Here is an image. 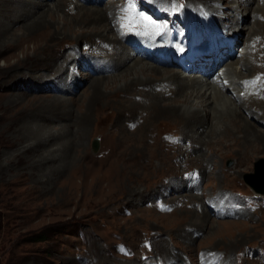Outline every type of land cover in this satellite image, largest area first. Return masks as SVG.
Here are the masks:
<instances>
[{
  "label": "rangeland",
  "instance_id": "374dc122",
  "mask_svg": "<svg viewBox=\"0 0 264 264\" xmlns=\"http://www.w3.org/2000/svg\"><path fill=\"white\" fill-rule=\"evenodd\" d=\"M148 1L182 9L183 19L190 6L202 18H208L203 10L220 6L232 16L238 6V0ZM122 3L145 17L140 0H0V264H264V194L245 179L264 159V137L253 134L263 128L248 135L222 127L209 142L211 121L205 129L204 115L187 122L185 107L198 97L181 112L184 100L173 99L167 83L153 86L165 98L149 99L148 86H126L134 71L112 72L122 61L119 55L112 62L119 48L112 26ZM262 3L255 0L252 10ZM258 15L244 14V28L257 29ZM144 19L152 31H141H161ZM105 24L110 28L101 36ZM238 58L212 69L222 73ZM260 63L246 73L248 81L264 80ZM159 65L205 78L194 66ZM99 81L106 85L94 102ZM236 119L247 120L240 113L228 124ZM197 129L204 130L202 147L192 136ZM259 169L261 176L264 165ZM238 206L244 208L234 216L215 210ZM42 233L44 242L28 241Z\"/></svg>",
  "mask_w": 264,
  "mask_h": 264
},
{
  "label": "bare ground",
  "instance_id": "6f19581e",
  "mask_svg": "<svg viewBox=\"0 0 264 264\" xmlns=\"http://www.w3.org/2000/svg\"><path fill=\"white\" fill-rule=\"evenodd\" d=\"M213 1H216L218 3V0H213ZM248 1L249 0L247 1L238 0L237 1L238 6L234 8L233 7L230 8V11L233 12L232 16L227 14L225 10L224 12H222L221 6L218 9L214 8L209 10H203V12H205L208 15V18H202L201 15H199L200 14L199 11L196 8L194 9L192 6L187 8L185 15H187V17L193 16L197 21H200L195 24V28L201 29L204 22L216 24L222 29L223 38L228 37L229 39V37H231L235 39L234 48L237 44H240V42L244 40L243 39L244 36L246 37L244 42V47H242V51H241V53H243L241 59L238 58L241 55L240 53L237 52L236 53L237 55H235L234 48L233 50L228 48L222 50V51H226L223 52V54L225 53V57L224 56L219 57V64H221L223 60L232 61L233 58L235 57L238 58L237 61L229 62L228 64H226L222 73L220 72L217 74L214 72L212 66L215 64L216 61L212 60L211 57H207L209 58L208 60L209 62L202 61L203 59L200 58L199 60L193 63L187 64V66H194V68L204 71L205 78L203 76H202L203 78H201L200 74H198L197 76L188 75L183 71L180 73L170 70L162 71L161 68L159 69V67H161V65L159 64L161 63L157 61H153V63H149V62L144 63L145 60H149V58L144 56H143L144 59L138 58L137 56L140 54H139L138 44H136V42L134 41V39L136 38H131V37L139 36L140 29L141 28L148 29V25L144 19L145 17L141 13L136 11V7H132V6L129 7L125 3H122V7L117 8L119 10L120 19L118 20L117 18V20L113 23L112 26V30L115 29L117 31L118 33L117 36L119 38V39H115L116 40L115 42H117V46H119V48L116 49L114 54L112 55V62L115 63V59L119 55L122 56L121 59L122 61L120 62V64H117V66L112 68V72L114 71L120 72L123 69L133 70L135 73V77L131 79L129 82H127L126 86L130 87L140 84L141 86L150 87L152 91L144 93L145 96L150 97L149 99H151V97L152 98L156 97L154 95L165 98V96L156 94L155 91H153V86H155L154 84L155 82L169 84L170 86H172L171 88L172 90L169 92L172 94L173 99H176L177 96H181V98H183L184 100L181 103L182 107L178 108L179 111L181 112L184 109L183 108L184 105L189 103V101L193 97L196 98L198 97L199 102L197 105L191 106L189 109L188 107H185V112L188 113L187 122H190L191 120L197 119L201 115H204L205 123L202 124V126L203 129H205L206 127H208V123L211 121V126L208 129L209 131L205 130L207 131L206 137L209 138V142L211 141L210 138H212L213 136L217 137L218 134H219L218 136L222 135L221 133L222 127H227V130H232V132L236 133L238 130H244L245 132H247L249 131L248 129L251 128L253 129L254 126L255 127L259 126L260 128L262 127L263 129L261 128L262 130L258 131V129L254 128L255 131H253V134L254 133L258 134L261 138L262 136L264 137V126H261L260 123H258L260 122V120H262L263 118L262 116H264V106H262L264 105V96H263L264 80L262 78L259 81L255 82V78L257 76H253V78L248 81L247 80L248 76L246 75V73L251 72L255 69L254 62L256 63L259 62V64H261L260 61H264L263 56L262 58L261 57L258 58L260 56V55L258 56L259 53H264V49L262 50V48H260V46L264 43V0H262L263 2L262 6L259 5L256 11H254V9L252 10V6H251L255 0H252L251 2ZM86 10L91 11L92 9H86ZM93 10H94L93 12L98 14V16L101 15V17L99 18L96 17L98 19L97 23L100 22L101 24H104L106 18L102 17V14L100 12L101 10L100 11L96 9ZM250 12H252V14L254 13L259 14L257 20L254 21L255 24L254 26L257 27V29H252V27L251 29L244 28V26L242 25L241 17L244 14H248ZM213 13L219 16L216 18V16ZM244 19L245 18L243 17V20ZM105 25L106 27H104V32L102 30L103 26L101 27V30L98 31V34H100L101 36H107L105 35V33L109 31L110 26L109 25L107 26V24ZM123 32L126 33L125 36L121 35ZM246 33L248 34L246 35ZM258 38H262V41L259 44H257L259 42L257 40ZM251 41H253V46L250 44ZM123 42L127 44L129 42L130 45L128 44L127 46V44H124ZM157 49L160 51L159 52L160 54L165 55L163 49L160 46H158ZM255 49H257V52L254 55L253 51ZM219 51L221 52V50ZM231 53L232 55H229ZM96 58L98 59L97 61L100 62L99 61L100 58L98 57ZM76 62H78V59L76 60ZM259 64L257 65L259 66ZM133 65L134 67H132ZM62 68H64L63 65ZM140 75L144 77L143 81L140 80L141 78ZM215 75L217 79L212 80V77H214ZM210 76L211 78L207 79V77ZM147 77L151 79H148ZM103 82L104 81H99L98 83H96V86L94 87L93 90L94 102H95V94H97L100 90L98 87ZM103 84L106 85V83ZM244 92H245V96L243 97L242 93ZM259 96H263L262 99ZM254 107H256V109H254ZM257 111H260L261 113H258ZM240 113L247 119V120L245 119L246 121L244 122L243 125L242 123H239L240 121H237V119L234 121V123L229 121L230 124L231 123L234 124L233 126L228 124V118L230 119V118L239 117ZM250 121H252L253 124ZM203 129L202 130L197 129L192 131V136H194L195 138L198 137L199 140L201 141L200 144L201 147L203 146V144L205 145V142H207L206 140L202 139V137H200L201 134L199 132L200 131L204 132ZM247 134L249 135L248 132ZM187 137H191L189 133L187 134ZM224 208L229 209V206L225 204Z\"/></svg>",
  "mask_w": 264,
  "mask_h": 264
},
{
  "label": "water",
  "instance_id": "95a60500",
  "mask_svg": "<svg viewBox=\"0 0 264 264\" xmlns=\"http://www.w3.org/2000/svg\"><path fill=\"white\" fill-rule=\"evenodd\" d=\"M94 149H95L94 151H97L98 149L97 143L95 144ZM262 165H264V159H260L255 164L257 174H247L245 176V179L250 182L249 184L251 185V187L254 188L255 192L264 194V174L260 176V169H259Z\"/></svg>",
  "mask_w": 264,
  "mask_h": 264
},
{
  "label": "trees",
  "instance_id": "16d2710c",
  "mask_svg": "<svg viewBox=\"0 0 264 264\" xmlns=\"http://www.w3.org/2000/svg\"><path fill=\"white\" fill-rule=\"evenodd\" d=\"M46 240V238H44V234H35L33 236H31V238H29V242L30 243H40V242H44Z\"/></svg>",
  "mask_w": 264,
  "mask_h": 264
},
{
  "label": "snow or ice",
  "instance_id": "6c2138e0",
  "mask_svg": "<svg viewBox=\"0 0 264 264\" xmlns=\"http://www.w3.org/2000/svg\"><path fill=\"white\" fill-rule=\"evenodd\" d=\"M121 251H123V249H121Z\"/></svg>",
  "mask_w": 264,
  "mask_h": 264
}]
</instances>
